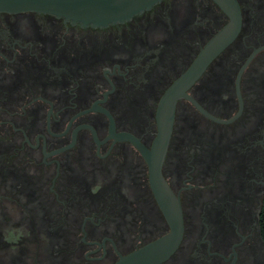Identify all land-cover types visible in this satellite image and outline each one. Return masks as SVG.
I'll list each match as a JSON object with an SVG mask.
<instances>
[{"label":"flooded vegetation","instance_id":"1","mask_svg":"<svg viewBox=\"0 0 264 264\" xmlns=\"http://www.w3.org/2000/svg\"><path fill=\"white\" fill-rule=\"evenodd\" d=\"M228 2L0 13V264H264V0Z\"/></svg>","mask_w":264,"mask_h":264},{"label":"water","instance_id":"2","mask_svg":"<svg viewBox=\"0 0 264 264\" xmlns=\"http://www.w3.org/2000/svg\"><path fill=\"white\" fill-rule=\"evenodd\" d=\"M160 1L162 0H0V13L33 11L64 17L68 21L83 25L107 26L131 19ZM217 1L223 5L229 3V0ZM239 28L240 19L233 17L230 25L222 32L223 37L208 44L207 56L229 42ZM204 60L205 58L202 59Z\"/></svg>","mask_w":264,"mask_h":264},{"label":"clouds","instance_id":"3","mask_svg":"<svg viewBox=\"0 0 264 264\" xmlns=\"http://www.w3.org/2000/svg\"><path fill=\"white\" fill-rule=\"evenodd\" d=\"M13 215H16L14 209L10 207ZM26 235V228L23 226H9L4 231V239L11 242L19 239L21 236Z\"/></svg>","mask_w":264,"mask_h":264}]
</instances>
